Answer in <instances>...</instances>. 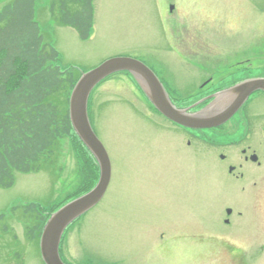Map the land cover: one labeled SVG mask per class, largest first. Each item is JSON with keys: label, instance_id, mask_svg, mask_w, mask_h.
I'll use <instances>...</instances> for the list:
<instances>
[{"label": "rangeland", "instance_id": "obj_1", "mask_svg": "<svg viewBox=\"0 0 264 264\" xmlns=\"http://www.w3.org/2000/svg\"><path fill=\"white\" fill-rule=\"evenodd\" d=\"M10 1L0 0V9ZM204 1L200 6L186 0L182 37L164 33L148 0H93V28L86 40L57 23L51 0H36L34 18L43 41L59 52L62 69L79 75L110 57L129 56L163 82L167 61L177 67L179 60L167 45L178 49L175 45L191 31L199 34L195 43L228 54L221 55L225 59L244 60L258 49V36L242 31L252 27L244 3ZM260 44L264 48V39ZM90 113L110 159L111 179L102 199L69 225L61 245L67 263L213 264L216 252H226L224 235L255 246L264 242V189L257 191L251 182L244 190L219 189L212 146L150 108L128 73H113L92 90ZM195 130L210 134V129ZM71 143L62 141L58 162L38 172H16L14 184L0 188V264H45L39 238L27 234L36 222L24 216L33 211L26 205L33 203L45 215L78 191L81 164ZM226 205L234 210L231 225L222 222ZM237 230L242 234L232 232ZM173 239L180 248L170 247ZM254 255L258 252L246 259ZM259 260L264 264V253Z\"/></svg>", "mask_w": 264, "mask_h": 264}, {"label": "trees", "instance_id": "obj_2", "mask_svg": "<svg viewBox=\"0 0 264 264\" xmlns=\"http://www.w3.org/2000/svg\"><path fill=\"white\" fill-rule=\"evenodd\" d=\"M35 3L36 0H11L0 9V188L11 187L16 172H38L58 162L61 143L69 139L82 176L78 191L69 200L94 186L99 167L69 119V95L80 74L62 69L59 52L43 41L34 18ZM49 11L57 23L74 28L80 39L89 38L94 21L93 0H51ZM137 87L148 106L159 113L138 84ZM90 96L88 114L92 124ZM26 206L33 211L24 216L36 222L27 234L39 238L51 212L44 215L43 209L36 210L33 203ZM2 217L4 214H0ZM67 230L59 246L63 260L61 245Z\"/></svg>", "mask_w": 264, "mask_h": 264}, {"label": "flooded vegetation", "instance_id": "obj_3", "mask_svg": "<svg viewBox=\"0 0 264 264\" xmlns=\"http://www.w3.org/2000/svg\"><path fill=\"white\" fill-rule=\"evenodd\" d=\"M152 11L162 24L165 34L179 37L181 33L180 19L181 10L186 0H148ZM193 4L206 5L204 0H192ZM233 1V0H229ZM245 4L249 21L252 27L242 30L248 36H258L255 46L258 49L246 56L244 60L225 59L228 54H215V51L205 50V46L194 42L193 36L197 33L190 32L191 35L182 44L175 45L180 49H173L167 45L169 51H174L177 60V67L172 65L173 61L166 63L164 88L172 101L178 108L189 106L195 101L202 100L198 106L191 108V111L204 107L216 95L229 87L248 80L264 79V48L260 47L264 39V0H234ZM175 25L176 27H172ZM199 31V30H194ZM240 31V30H239ZM184 39V38H182ZM264 47V46H263ZM171 48V50H170ZM228 53H232L229 52ZM221 57V58H220ZM190 101V102H188ZM175 124V123H174ZM177 125V124H175ZM187 133L194 135L203 142L209 143L216 156L214 168L215 178H217L218 188L224 191L236 187L244 190L249 182L257 191L264 189V91L255 90L242 106L223 124L209 128V135H197L196 130L182 127ZM206 130V129H205ZM197 140V139H196ZM187 145H191L187 140ZM247 191V189H246ZM247 193L253 194L248 191ZM230 209V213L226 210ZM227 215L222 219L226 225H231V215L234 210L230 205L224 209ZM241 215V211H237ZM241 233L243 231H232ZM242 234V233H241ZM239 236V235H238ZM226 246V252H216L213 264H259L261 254L264 253V244L255 246L253 242L238 241L235 235H224L221 237ZM236 239V240H235ZM170 245L173 249L180 248L181 243L172 240ZM258 252V256L247 260L250 253ZM255 254V253H254ZM248 257V256H247Z\"/></svg>", "mask_w": 264, "mask_h": 264}, {"label": "water", "instance_id": "obj_4", "mask_svg": "<svg viewBox=\"0 0 264 264\" xmlns=\"http://www.w3.org/2000/svg\"><path fill=\"white\" fill-rule=\"evenodd\" d=\"M129 72L153 107L167 119L192 129L211 128L226 122L255 90L264 91V79L237 83L216 95L204 107L189 111L202 100L185 108L174 106L156 74L141 60L129 56H115L82 72L70 95L68 113L72 128L92 154L99 167L96 184L87 192L67 201L45 221L39 238L40 255L45 264H66L59 253V245L66 228L78 217L93 208L104 196L110 179L111 163L108 153L92 128L88 116V98L93 88L109 75ZM231 210L227 209L226 213Z\"/></svg>", "mask_w": 264, "mask_h": 264}]
</instances>
